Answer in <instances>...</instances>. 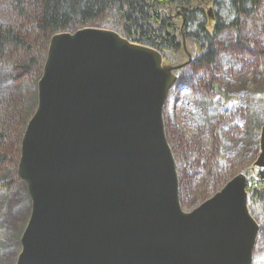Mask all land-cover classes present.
Here are the masks:
<instances>
[{
  "label": "water",
  "instance_id": "water-1",
  "mask_svg": "<svg viewBox=\"0 0 264 264\" xmlns=\"http://www.w3.org/2000/svg\"><path fill=\"white\" fill-rule=\"evenodd\" d=\"M183 65L109 28L50 37L19 147L31 211L15 264L251 263L242 174L180 206L163 106ZM259 149L263 169L264 126Z\"/></svg>",
  "mask_w": 264,
  "mask_h": 264
},
{
  "label": "rangeland",
  "instance_id": "rangeland-1",
  "mask_svg": "<svg viewBox=\"0 0 264 264\" xmlns=\"http://www.w3.org/2000/svg\"><path fill=\"white\" fill-rule=\"evenodd\" d=\"M210 8L206 16L212 21ZM11 18L6 4L0 2V21L8 23ZM174 21L171 29L180 41L181 60L185 61L176 70L177 80L167 94L163 124L180 173V206L188 212L219 192L237 174L246 178L248 193L254 188L258 170L254 161L260 150L259 139L264 126V0H260L253 19L243 25L240 38L248 42L245 53L229 46L235 44L233 30L216 39L222 43V48L209 83L217 89L212 90L210 86L208 92L189 78V65L199 49L186 40L183 19L180 22L178 13ZM89 26L108 28L96 22ZM190 58L192 62L188 61ZM163 63L180 65L167 63L164 58ZM12 77L8 68L0 66V95L13 93L17 96L21 109L26 110L27 124L37 105V84L34 89L31 80L17 82ZM190 162L197 167L184 172ZM16 176L17 165L15 172L0 167V264H15L20 238L30 217L31 203L26 185ZM7 181L11 183L7 185ZM249 206L247 202L248 211L253 212L254 215H250L258 226L250 264H264V230L258 235L259 226L262 228L263 224L255 218H262V214L254 203L249 202Z\"/></svg>",
  "mask_w": 264,
  "mask_h": 264
},
{
  "label": "trees",
  "instance_id": "trees-1",
  "mask_svg": "<svg viewBox=\"0 0 264 264\" xmlns=\"http://www.w3.org/2000/svg\"><path fill=\"white\" fill-rule=\"evenodd\" d=\"M8 8L11 20L0 21V66L8 68L15 81L37 84L49 39L60 32L74 31L96 22L119 32L127 39L161 52L167 63L180 64V41L172 32L174 15L183 19L185 38L199 52L189 65V78L208 92L217 89L213 69L222 48L216 39L234 31L235 44L229 46L245 53L248 42L242 40L243 25L256 15L260 0H0ZM211 9L213 20L207 18ZM181 50V51H180ZM250 51V50H249ZM179 71V70H178ZM212 74V75H211ZM208 79V82H206ZM37 90V89H36ZM218 91V90H217ZM37 97H35L36 99ZM34 103V101H33ZM13 93L0 95V167L16 171L19 144L26 124V110ZM176 164V163H175ZM176 164V170H177ZM191 162L184 172L194 170ZM182 174V173H181ZM178 175V187L180 183ZM16 178H18L16 176ZM19 179V178H18ZM11 182L7 181V185ZM262 218H256L258 235L264 230V168L257 170L254 188L248 193ZM250 210V209H249ZM250 213L253 214L252 211ZM254 215V214H253Z\"/></svg>",
  "mask_w": 264,
  "mask_h": 264
},
{
  "label": "bare ground",
  "instance_id": "bare-ground-1",
  "mask_svg": "<svg viewBox=\"0 0 264 264\" xmlns=\"http://www.w3.org/2000/svg\"><path fill=\"white\" fill-rule=\"evenodd\" d=\"M164 133H165V137H166V140H167V136H166V132L164 131ZM167 142H168V140H167ZM168 145H169V143H168ZM169 147H170V145H169ZM170 150H172L171 148H170ZM27 191V190H26ZM28 194V193H27ZM179 194V193H178ZM28 196V195H27ZM29 197V196H28ZM180 203V202H179ZM30 210H31V208H30ZM29 214H30V211H29ZM20 250H21V245H20ZM17 260V259H16Z\"/></svg>",
  "mask_w": 264,
  "mask_h": 264
},
{
  "label": "flooded vegetation",
  "instance_id": "flooded-vegetation-1",
  "mask_svg": "<svg viewBox=\"0 0 264 264\" xmlns=\"http://www.w3.org/2000/svg\"><path fill=\"white\" fill-rule=\"evenodd\" d=\"M190 62H192L191 58H190ZM176 70H177V69H176ZM176 70H174L173 73H174V75L176 76V80H177L178 72H177ZM176 80H175V81H176ZM174 83H175V82H174ZM173 85H174V84H173Z\"/></svg>",
  "mask_w": 264,
  "mask_h": 264
}]
</instances>
